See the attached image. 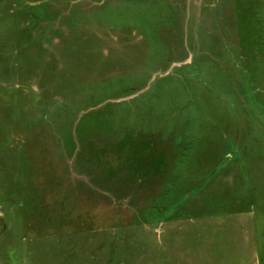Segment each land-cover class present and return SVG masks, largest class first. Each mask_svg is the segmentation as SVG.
<instances>
[{
	"label": "rangeland",
	"instance_id": "rangeland-1",
	"mask_svg": "<svg viewBox=\"0 0 264 264\" xmlns=\"http://www.w3.org/2000/svg\"><path fill=\"white\" fill-rule=\"evenodd\" d=\"M0 264H264V0H0Z\"/></svg>",
	"mask_w": 264,
	"mask_h": 264
},
{
	"label": "trees",
	"instance_id": "trees-1",
	"mask_svg": "<svg viewBox=\"0 0 264 264\" xmlns=\"http://www.w3.org/2000/svg\"><path fill=\"white\" fill-rule=\"evenodd\" d=\"M251 161V160H250ZM250 161L248 162V163H250ZM219 178H221V176H219ZM221 179H223V178H221Z\"/></svg>",
	"mask_w": 264,
	"mask_h": 264
}]
</instances>
